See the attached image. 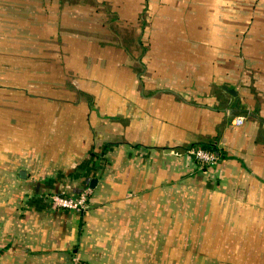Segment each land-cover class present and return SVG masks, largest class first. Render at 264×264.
I'll return each instance as SVG.
<instances>
[{
    "label": "crops",
    "instance_id": "1",
    "mask_svg": "<svg viewBox=\"0 0 264 264\" xmlns=\"http://www.w3.org/2000/svg\"><path fill=\"white\" fill-rule=\"evenodd\" d=\"M258 1L159 0L177 27L145 48L55 32L75 42L48 61L46 94L0 95V264H183L152 250L187 218L209 250L193 262L264 264V31L247 30L264 15L241 13ZM39 2L0 0L15 18L0 23L39 24ZM95 3L46 0L42 21L83 23ZM87 189L82 212L52 206Z\"/></svg>",
    "mask_w": 264,
    "mask_h": 264
},
{
    "label": "rangeland",
    "instance_id": "2",
    "mask_svg": "<svg viewBox=\"0 0 264 264\" xmlns=\"http://www.w3.org/2000/svg\"><path fill=\"white\" fill-rule=\"evenodd\" d=\"M45 1L40 0L39 2V24L0 23V95L3 98L5 94H8V97L12 95L24 96L26 106H30L29 103L32 100L30 96L46 94L47 79L50 74L47 71V63L53 58L52 54H59V47L73 45L75 41H81L83 44L87 40L88 43L111 48L113 42L118 45L119 38L130 42V45L140 44L142 47L145 45L147 47L153 44L155 37H158L157 34L166 30L168 25L174 28L177 27V24H172V22L166 20V15L171 14L174 16L177 14L175 8L160 6L161 2L159 0H103L101 6L95 3L88 7L86 10L89 13L88 21L83 23L68 22L69 27L65 24L62 25V23L56 22L53 24L42 21L46 15L43 5ZM149 1L151 5L148 4ZM131 3H134V5H131ZM181 10L183 11V8ZM188 10L190 11L188 7L184 8L185 12H188ZM200 11V14L206 15L208 10L207 8H200ZM241 13L249 18L256 13L264 15V5H261L258 1L256 5L248 7L246 12L242 8ZM0 19L10 20L15 18L8 16L7 18L0 17ZM25 19H27V15ZM201 25L205 26V24ZM247 25L248 31H264V21L258 20L255 23L252 20ZM11 28L12 31H10ZM61 31L72 37L73 34L76 36L82 35L83 38L80 40L75 38V41L70 38L66 42V39H60L55 33ZM142 54L143 50H141ZM32 82L36 85L33 86ZM32 87H34L33 90H31ZM4 106L15 109L13 104ZM46 121L47 119L42 121L43 125L46 124ZM190 225L191 222L187 218L184 222V229L182 232H178L177 238L175 231L169 230L166 232L167 236L162 233V238L168 239V246L153 247L152 253L155 255L166 254L169 257L177 254L183 256V264H199V262L192 261L193 254L194 256L199 253L208 254L209 250L204 248L202 251L203 248L197 245L198 241L196 243L193 240L194 235L197 237L200 235L199 232L194 233ZM157 234L160 236V232H157ZM180 238H182V241ZM175 242H178L177 247ZM180 243L182 245H179Z\"/></svg>",
    "mask_w": 264,
    "mask_h": 264
},
{
    "label": "built area",
    "instance_id": "3",
    "mask_svg": "<svg viewBox=\"0 0 264 264\" xmlns=\"http://www.w3.org/2000/svg\"><path fill=\"white\" fill-rule=\"evenodd\" d=\"M244 117H237L234 121L236 126H240L244 123ZM192 155L196 161H198L202 166H210L217 162L218 156L212 150L206 149H196L192 152ZM91 195V190L87 189L81 192L77 197H65L58 194L50 196L52 206L55 209L71 210L82 212L86 209ZM71 264H88L87 262L81 260L78 257L72 259Z\"/></svg>",
    "mask_w": 264,
    "mask_h": 264
},
{
    "label": "water",
    "instance_id": "4",
    "mask_svg": "<svg viewBox=\"0 0 264 264\" xmlns=\"http://www.w3.org/2000/svg\"><path fill=\"white\" fill-rule=\"evenodd\" d=\"M228 91H229V93L232 94L233 96L236 95V93H235L234 91H232V90H228ZM95 181H96V180H94V181L92 182V184H91L92 187L94 186Z\"/></svg>",
    "mask_w": 264,
    "mask_h": 264
}]
</instances>
